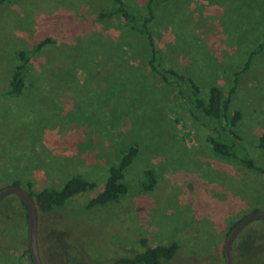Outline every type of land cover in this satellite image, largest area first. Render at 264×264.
I'll list each match as a JSON object with an SVG mask.
<instances>
[{
  "label": "rangeland",
  "instance_id": "374dc122",
  "mask_svg": "<svg viewBox=\"0 0 264 264\" xmlns=\"http://www.w3.org/2000/svg\"><path fill=\"white\" fill-rule=\"evenodd\" d=\"M124 2L136 22L151 13L147 28L160 66L190 76L203 97L217 84L225 99L234 85L228 114L240 113L236 153L243 145L264 169V151L255 147L264 132V46L242 70L263 39L264 0ZM113 6L112 0L0 4V189L15 180L30 181L31 191L58 188L73 174L100 188L117 151L136 143L124 176L127 193L118 202L83 210L95 188L37 214L42 263L112 264L137 251L144 237L149 245L177 242L167 264H224L229 226L264 210V175L209 150L184 99L148 66L144 36L117 14L96 16ZM20 49L30 55L24 87L4 94ZM146 167L156 183L140 191ZM27 249L23 206L8 194L0 201V264H32ZM231 260L264 264V219L236 235Z\"/></svg>",
  "mask_w": 264,
  "mask_h": 264
},
{
  "label": "trees",
  "instance_id": "16d2710c",
  "mask_svg": "<svg viewBox=\"0 0 264 264\" xmlns=\"http://www.w3.org/2000/svg\"><path fill=\"white\" fill-rule=\"evenodd\" d=\"M4 1L6 0H0V4ZM112 1L114 6L109 11L97 12L96 16L98 18H103L117 14L121 19H123L124 24H127L128 27L135 29L144 36L148 50V66L157 75L162 83L172 85L176 88V91L181 98L184 99L189 115L206 131L204 140L209 150L214 155L227 159H236L246 168L264 175L263 167L257 165L253 159L248 157L243 145L240 146V149L242 150L241 154L237 155L236 153L235 142H240L242 139L235 133L233 128L237 124L240 113L234 109L230 114H228V102L235 88L234 85L229 87V91L227 92L225 99L223 97L221 87L217 84H211L207 90L206 96H201L200 87L190 76L180 73L172 67H162L159 65L156 42L152 33L147 28V23L150 21L152 16L151 13L149 16L141 18L142 21L139 23L136 22V16L130 14L128 8L125 6L124 0ZM147 8L150 11V5H148ZM130 22L131 25H129ZM48 40V38H44L36 42L33 45V48L30 49L29 53L36 52ZM262 46H264V33L262 41L258 43L255 49L253 48L249 52L248 57L243 63L242 70H245L248 67L250 56L259 51ZM27 53L28 51L24 49L16 51L15 58L17 63L7 78V86L1 90L2 93L8 95H18L22 92L24 87L23 71L30 59V55ZM255 147L264 151V132H261L258 136ZM136 154V143H130L126 147L118 150L117 160L116 162L109 164L107 167L106 175L100 188H96V183L94 181L86 180L78 174L69 176L58 188L45 186L38 191H31L29 189V187H31L30 181H27L24 186H21L17 180L11 182L10 185L21 186L26 189L33 199L37 214L40 212H49L52 209L62 207L72 196L85 191H95L96 188L97 190L95 193L89 198L82 208L83 210H88L95 206L118 202L127 193L124 176L127 167L132 163ZM142 177L143 180L139 183L138 189L140 191L151 190L156 183V177L153 170L150 167L144 168ZM19 201L23 206L24 215L26 216L24 204L20 199ZM253 211H258V209H253L250 212ZM246 214H243L242 217ZM242 217H238L229 226L228 231ZM138 243L139 247L137 251L132 254H121L117 256L113 259L112 264H167L173 258L178 249V244L175 241H171L166 244L149 245L144 237H139ZM221 253L223 255V250Z\"/></svg>",
  "mask_w": 264,
  "mask_h": 264
},
{
  "label": "water",
  "instance_id": "95a60500",
  "mask_svg": "<svg viewBox=\"0 0 264 264\" xmlns=\"http://www.w3.org/2000/svg\"><path fill=\"white\" fill-rule=\"evenodd\" d=\"M16 195L24 204L26 209L27 220V248L31 258L32 264H43L37 247L36 235H37V210L33 202L32 197L21 186L8 185L0 189V200L8 195ZM258 219H264V210L253 211L244 215L238 222H236L232 228L227 232L223 243V257L224 264H232L231 260V245L236 235L251 221Z\"/></svg>",
  "mask_w": 264,
  "mask_h": 264
},
{
  "label": "flooded vegetation",
  "instance_id": "af4514ba",
  "mask_svg": "<svg viewBox=\"0 0 264 264\" xmlns=\"http://www.w3.org/2000/svg\"><path fill=\"white\" fill-rule=\"evenodd\" d=\"M252 222V221H251ZM250 223V222H249Z\"/></svg>",
  "mask_w": 264,
  "mask_h": 264
}]
</instances>
